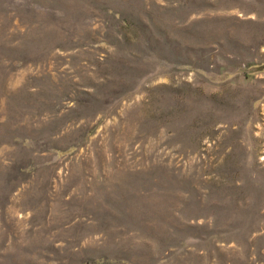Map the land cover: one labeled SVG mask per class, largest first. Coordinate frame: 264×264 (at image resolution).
Returning <instances> with one entry per match:
<instances>
[{"label": "rangeland", "instance_id": "obj_1", "mask_svg": "<svg viewBox=\"0 0 264 264\" xmlns=\"http://www.w3.org/2000/svg\"><path fill=\"white\" fill-rule=\"evenodd\" d=\"M0 264H264V0H0Z\"/></svg>", "mask_w": 264, "mask_h": 264}]
</instances>
